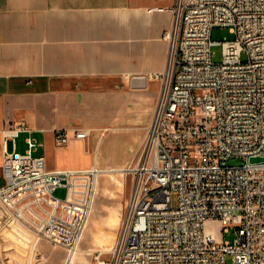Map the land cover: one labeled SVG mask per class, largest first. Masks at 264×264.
Wrapping results in <instances>:
<instances>
[{"label":"built area","instance_id":"1","mask_svg":"<svg viewBox=\"0 0 264 264\" xmlns=\"http://www.w3.org/2000/svg\"><path fill=\"white\" fill-rule=\"evenodd\" d=\"M169 8L167 63L141 146L121 167L130 187L107 258L73 263L101 168L49 169L24 119L0 128V205L36 238L63 246L64 264H226L227 253L231 264H264V0H173ZM214 26L233 33L218 61ZM90 133L57 127L53 142ZM230 157L244 162L227 164Z\"/></svg>","mask_w":264,"mask_h":264},{"label":"crops","instance_id":"2","mask_svg":"<svg viewBox=\"0 0 264 264\" xmlns=\"http://www.w3.org/2000/svg\"><path fill=\"white\" fill-rule=\"evenodd\" d=\"M172 2L0 0V128L24 119L39 141L35 132H48L51 144L41 152L49 169L121 168L140 148L152 117ZM78 126L98 130L97 143L71 136L54 144L55 128Z\"/></svg>","mask_w":264,"mask_h":264},{"label":"rangeland","instance_id":"3","mask_svg":"<svg viewBox=\"0 0 264 264\" xmlns=\"http://www.w3.org/2000/svg\"><path fill=\"white\" fill-rule=\"evenodd\" d=\"M233 33L228 27L214 26L211 30L212 59L220 60L222 56L221 41L224 38H231ZM156 85L158 80L154 79ZM79 127V126H78ZM100 132L91 128L90 135L85 141L97 143ZM25 132H20L16 137L18 149L25 147ZM35 135L42 140L37 153L46 151L51 144L48 132L37 131ZM40 140V141H41ZM81 148L84 145H80ZM89 148V147H86ZM93 158L91 162H93ZM244 158L230 157L227 164H241ZM100 167V166H99ZM101 168V167H100ZM102 171L97 177V187L92 204L91 212L88 218L87 226L79 242L77 250L73 255V263L79 261L93 262L99 258H107L110 255V248L113 246L116 237L119 234L122 220L124 218V205L130 187L129 176L121 168L108 172V168H101ZM55 195L62 196L63 190L58 188ZM121 218L114 216V208ZM119 210V211H118ZM119 216V215H118ZM225 239L233 238L232 231L224 232ZM40 240H46L47 246L41 247ZM0 256L5 264H57L54 260L63 258V264L66 258V250L61 245H54L44 237L36 238V233L23 222L14 219L0 205ZM225 263H232V255H225Z\"/></svg>","mask_w":264,"mask_h":264},{"label":"water","instance_id":"4","mask_svg":"<svg viewBox=\"0 0 264 264\" xmlns=\"http://www.w3.org/2000/svg\"><path fill=\"white\" fill-rule=\"evenodd\" d=\"M140 80V79H139ZM133 81H134V78H132V84H136V85H142L143 83L142 82H140V81H138V82H135V83H133Z\"/></svg>","mask_w":264,"mask_h":264}]
</instances>
